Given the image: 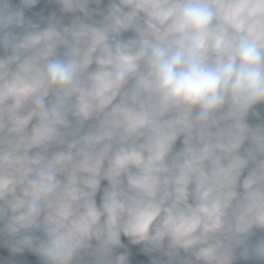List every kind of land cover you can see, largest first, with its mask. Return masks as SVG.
Segmentation results:
<instances>
[{"label":"clouds","instance_id":"clouds-1","mask_svg":"<svg viewBox=\"0 0 264 264\" xmlns=\"http://www.w3.org/2000/svg\"><path fill=\"white\" fill-rule=\"evenodd\" d=\"M256 231L264 0H0V264H264Z\"/></svg>","mask_w":264,"mask_h":264},{"label":"crops","instance_id":"crops-1","mask_svg":"<svg viewBox=\"0 0 264 264\" xmlns=\"http://www.w3.org/2000/svg\"><path fill=\"white\" fill-rule=\"evenodd\" d=\"M13 2L14 3L18 2V0H13ZM28 14L30 15V13H28ZM179 146H180V144L178 142L177 147H179ZM102 183L106 184V182H102ZM261 238H264V232L256 231L254 233V235L251 237L250 243H255L256 240L261 239ZM132 259H133V264H147V258L140 256V255H137L135 250L133 252ZM237 264H254V262L251 260L245 261V260L241 259L237 262Z\"/></svg>","mask_w":264,"mask_h":264}]
</instances>
